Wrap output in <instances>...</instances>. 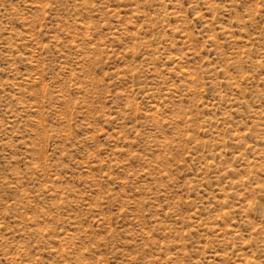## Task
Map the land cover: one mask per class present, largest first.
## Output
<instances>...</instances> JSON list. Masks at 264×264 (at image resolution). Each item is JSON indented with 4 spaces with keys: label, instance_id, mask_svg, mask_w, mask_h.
I'll use <instances>...</instances> for the list:
<instances>
[{
    "label": "rangeland",
    "instance_id": "374dc122",
    "mask_svg": "<svg viewBox=\"0 0 264 264\" xmlns=\"http://www.w3.org/2000/svg\"><path fill=\"white\" fill-rule=\"evenodd\" d=\"M0 264H264V0H0Z\"/></svg>",
    "mask_w": 264,
    "mask_h": 264
}]
</instances>
